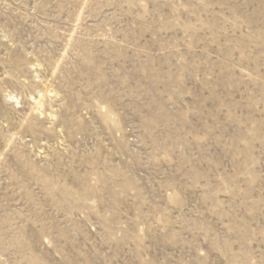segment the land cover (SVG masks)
<instances>
[{"label": "rangeland", "instance_id": "obj_1", "mask_svg": "<svg viewBox=\"0 0 264 264\" xmlns=\"http://www.w3.org/2000/svg\"><path fill=\"white\" fill-rule=\"evenodd\" d=\"M0 264H264V0H0Z\"/></svg>", "mask_w": 264, "mask_h": 264}]
</instances>
